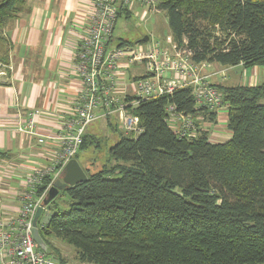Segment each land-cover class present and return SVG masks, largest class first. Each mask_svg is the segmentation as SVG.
<instances>
[{
	"label": "trees",
	"instance_id": "16d2710c",
	"mask_svg": "<svg viewBox=\"0 0 264 264\" xmlns=\"http://www.w3.org/2000/svg\"><path fill=\"white\" fill-rule=\"evenodd\" d=\"M25 5L0 0L1 31ZM159 9L192 62L264 68V0H159ZM122 13L131 16L125 4ZM0 45L7 62L10 47ZM214 86L231 138L210 140L198 116L215 122L218 112L198 105L190 86L140 101L133 112L142 132L123 134L109 164L84 168L87 179L63 191L68 208L39 220L49 255L67 262L59 239L78 261L96 264L264 263V81ZM171 104L193 117L194 134L169 125ZM92 144L100 140L85 134L81 151Z\"/></svg>",
	"mask_w": 264,
	"mask_h": 264
},
{
	"label": "crops",
	"instance_id": "0c3cea01",
	"mask_svg": "<svg viewBox=\"0 0 264 264\" xmlns=\"http://www.w3.org/2000/svg\"><path fill=\"white\" fill-rule=\"evenodd\" d=\"M91 3L92 0H26L25 9L7 26L13 49L9 50L5 65L0 67V218L18 213L28 173L34 167L47 164L58 147L52 141L40 144L36 137L19 127L27 128L31 114L35 113L39 128L56 134L66 116L74 112L75 101L80 94L75 69L76 53L85 36V20ZM129 9L131 14L141 18L149 13L138 1H134ZM153 13L156 24L158 16L164 12L159 9ZM167 26V34L157 41L161 47L169 46L172 51H177L169 24ZM159 29H154V32L158 33ZM147 37L146 43L137 41L142 48L153 45L150 34ZM123 45H131V42ZM110 46L117 45H112L111 41ZM196 66L198 72L206 74L214 85L259 84L264 81V68L257 65L248 68L243 64L229 66L203 62ZM146 72L148 68L144 62L122 66L119 92L132 94V80ZM172 76L173 73H168L169 79ZM217 112L215 122L207 121L202 115L198 118L209 129L211 141H227L232 136L228 128V109L223 104ZM99 118L107 124L108 120L115 118L112 122L116 126L115 115ZM78 161L83 168L88 166ZM73 250L72 256L76 260V251Z\"/></svg>",
	"mask_w": 264,
	"mask_h": 264
},
{
	"label": "built area",
	"instance_id": "2783aa9c",
	"mask_svg": "<svg viewBox=\"0 0 264 264\" xmlns=\"http://www.w3.org/2000/svg\"><path fill=\"white\" fill-rule=\"evenodd\" d=\"M134 1L140 2L151 13L159 11V0H92L86 15L85 36L75 60L80 94L74 112L66 116L61 130L56 134L39 130L35 113L31 114L27 128L19 127L36 137L40 144L52 141L58 147L47 164L34 167L28 173L18 213L0 218V264H96L61 262L37 244L31 230L38 206L43 204L49 187L61 176L65 165L77 158L91 122L100 116L115 115L117 128L126 136L136 137L143 128L133 108L142 100L171 94L178 87L190 86L198 105L216 110L223 106L218 89L207 75L198 73L185 48L169 51L153 40L152 46L140 50L132 49L130 45L110 46L120 5L129 7ZM138 62H144L148 72L132 80V94L119 92L121 67ZM168 73H173V78L169 79ZM166 119L181 137L194 134L196 124L193 117L178 111L175 105L167 107ZM44 183L47 188L40 191Z\"/></svg>",
	"mask_w": 264,
	"mask_h": 264
},
{
	"label": "rangeland",
	"instance_id": "374dc122",
	"mask_svg": "<svg viewBox=\"0 0 264 264\" xmlns=\"http://www.w3.org/2000/svg\"><path fill=\"white\" fill-rule=\"evenodd\" d=\"M157 7H159V1ZM155 20H156V16L154 13L151 12H149L148 16H146L145 18H141L138 15H135L134 13H132L131 16H127L125 13L119 15L118 13L117 23L111 39L112 45H118L119 42L129 41L131 42L130 47L132 49L140 50V48L142 47L137 43V41L141 40L148 34H150L151 40L153 41L163 39V37H165V35L167 34L166 27H168L167 26L168 22L165 13L158 16L156 24H155ZM158 27L160 28L158 30V33L157 31L154 32L155 31L154 29H157ZM7 31H8L7 27L2 31L0 30V43L2 41L5 44L7 43L6 46L10 47L9 50L10 49L12 50L13 43L9 40L10 38H8L9 35L7 34L8 33ZM141 42L146 43L147 40L146 41L142 40ZM175 45H176L175 47H177L176 43ZM175 47H173V49H176ZM0 48H2L1 45ZM165 48L168 49L169 51H172L169 46H165ZM3 50L4 49H2L0 53H2ZM9 50L4 51V53L6 54L7 52V54H9L10 52ZM0 55L4 56V54H0ZM0 64H2L0 65V67L4 66L5 60L0 58ZM113 119L115 118H112V121ZM112 121L108 120L109 123L107 124V121H104V119L97 118L87 126L86 133L94 134L95 137L100 140V145L98 147H95L92 144L91 146L87 147L85 150L80 151L77 158L82 162V164H84L85 162L88 165L86 167H89L91 172L100 170L101 168L104 167V165L109 164V148L114 143H116L123 135V133L117 128V124L115 126V123ZM191 121L193 122V120ZM36 126L39 130H41L37 125V120H36ZM68 202H69V196L63 193V191L60 192L58 197L55 200H53L48 206H46L44 212L40 217V220L42 222H45L54 212L59 210L65 211L69 206ZM54 242L62 250L63 256L65 255L64 257L68 262L78 261L77 259L75 260V258L72 256L74 255L73 249L75 248L73 245L65 244L59 239H54Z\"/></svg>",
	"mask_w": 264,
	"mask_h": 264
},
{
	"label": "water",
	"instance_id": "95a60500",
	"mask_svg": "<svg viewBox=\"0 0 264 264\" xmlns=\"http://www.w3.org/2000/svg\"><path fill=\"white\" fill-rule=\"evenodd\" d=\"M148 39L147 36L142 38L141 40L146 41ZM88 175L84 168L81 166L78 158H73L70 160L61 173V176L57 178L54 183L48 189V195L45 197L43 204L38 206L34 218H33V226H32V234L37 242V244L47 252L49 249L47 242L43 239L40 228H39V220L44 212L46 206H48L53 200H55L60 192L66 190L68 187L73 186L77 183H80L87 179ZM40 188L46 189L47 184L44 183L40 186Z\"/></svg>",
	"mask_w": 264,
	"mask_h": 264
}]
</instances>
